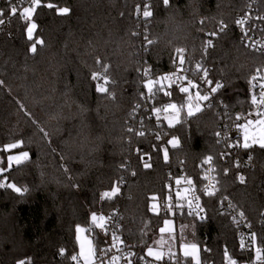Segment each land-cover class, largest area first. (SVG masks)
<instances>
[{
  "label": "trees",
  "instance_id": "16d2710c",
  "mask_svg": "<svg viewBox=\"0 0 264 264\" xmlns=\"http://www.w3.org/2000/svg\"><path fill=\"white\" fill-rule=\"evenodd\" d=\"M51 2L72 11L59 16L54 10L37 9L34 20L45 41L37 53L28 51L24 23L18 16L0 32V158L9 142L24 141L16 150L29 152L25 164L14 165L3 174L8 182L29 190L17 193L0 188V264H17L27 257L32 264H72L71 256L78 254L75 228L88 227L92 212H118L126 244L142 253L147 252L145 245L153 246L164 219H172L178 236L181 226H187L191 231L185 241L211 249L201 252L202 262L223 264L225 248L240 258L236 229L219 211L217 198H204L207 221L202 223L187 216L165 215L160 208L158 216L151 205L159 206L162 195L166 199L170 172H183L202 183L199 164L212 155L218 196L233 200L259 235L264 231V150L255 146L239 152L251 154L257 166L252 170L236 169L233 161L220 159L225 147L217 144L214 133L221 131L226 116L223 105H218L187 118V123L166 127L167 138L174 135L180 144L174 149L169 145L167 163L161 153L158 158L153 156L152 167L146 169L137 149L151 151V143L156 142L150 111L138 109L135 118L130 113L139 100L135 87L139 68L151 66L157 75L172 72L171 58L177 47L186 49L189 78L198 80L203 75L194 74L196 64L202 63L210 79L226 85L218 99L228 105L230 116L248 111L249 79L262 68L264 59L242 43L234 27L246 0H170L171 7L162 0ZM144 3L153 11L146 28L136 13ZM0 4L8 8L6 0ZM220 21L230 31L211 37L214 47L205 53L204 41ZM137 32H147L156 43L145 51L143 37L133 35ZM97 58L109 65L116 81L114 99L95 91L91 73L101 70ZM152 104L160 106L148 102ZM141 121L146 137L130 135L128 127L141 130ZM224 168L231 169L228 175ZM237 174L246 175V184L239 183ZM121 175L125 183L120 196L102 201L101 193ZM61 248L64 255H60ZM182 263L186 264L184 257Z\"/></svg>",
  "mask_w": 264,
  "mask_h": 264
},
{
  "label": "snow or ice",
  "instance_id": "6c2138e0",
  "mask_svg": "<svg viewBox=\"0 0 264 264\" xmlns=\"http://www.w3.org/2000/svg\"><path fill=\"white\" fill-rule=\"evenodd\" d=\"M27 2L28 6L22 7L23 3ZM163 5L166 7H171L170 0H162ZM8 8H7V17L6 11L3 8H0V32L3 31V27L6 24V20L8 23L11 22L12 17L19 16V19L24 23L26 43L28 44V51L35 54L38 51V46H43L45 44L44 39L38 34L37 28L38 24L34 20V15L37 12L38 8H46L49 10H54L55 13L59 16H68L70 15L72 9L68 6H59L58 4L52 3L51 0L49 2L44 3V0H7ZM136 13L138 16L143 17V23L145 28L150 23V18L153 16V11L150 8L148 3H144L143 5H138L136 8ZM261 20H264V17H260ZM203 24L204 21H201ZM237 25L241 28V41H246L249 39V31L253 29L252 24L248 23L247 18H239L235 21ZM247 25V27H245ZM230 31L229 25L224 21H220L219 27L217 30L208 34L209 38L204 41L203 50L207 53V50L211 47H214L213 40L211 37H221L227 34ZM133 35L137 36V38L143 37L144 50L147 51L150 45L156 43L153 39L149 38V34L147 32H137L133 33ZM246 47L249 45H245ZM255 47V45H251ZM261 48L264 49V45H261ZM259 50V49H258ZM264 54V53H262ZM172 66L175 69L174 71L162 75H157L153 73L151 66L141 67L138 70L137 82H135V87L137 89V95L139 97L138 102L134 105L133 112L130 113V116L135 118V111L141 108H144L145 111H150L155 114L157 118V123H161L160 114L163 112L164 120L167 121V127L169 129L175 128L177 124L187 123V118L196 116L197 113H200L204 109H213L218 105H223L224 107V115L228 116V105L222 100L218 99V97L222 94L221 90L226 87L225 84L214 81L209 78V69L204 66L202 63H197L195 66L194 74H199L201 71L203 72L202 76H199L198 81H194L189 78L186 73L190 71L189 68L185 67L187 62L186 57V49L182 47H177L174 49V54L171 58ZM96 64L100 67V71H94L91 73V80L95 81V91L97 93L103 94L108 98H115V92L112 88L115 86L116 81L111 78L109 72V65L105 64L102 59L97 58ZM179 81V83H177ZM166 82V83H165ZM3 84V81H0V85ZM249 85L253 90L251 95V103L256 106L257 112L255 114V119L250 118L252 113L238 114L235 117V121H240L242 118L245 120L244 123H236L235 130L236 135L233 137H229L227 132L216 131L214 134L218 138L217 144H224L225 151L219 154V158L222 160H231L233 161V167L236 169H240L242 166L246 167L247 164L242 165L241 160L236 154L231 151L232 149H243L250 150L255 146H258L259 149L264 150V111H260L261 106H264V76L260 74V70H256V75H253L251 80H249ZM141 88L145 89L140 90ZM259 89L258 92L254 91L255 89ZM192 90H195V103H193V95ZM176 97H181L179 101L176 100ZM149 101H156L160 104V106H156V104L148 105ZM202 102L203 106H202ZM186 110V118L182 121L181 112ZM219 115V113H217ZM231 119V117H228ZM141 123V130H137L136 128L129 126L127 131L130 135L146 137V132L143 130V121ZM255 125L258 131H254L250 134V127ZM43 131V129H41ZM242 131V135H241ZM155 141L152 142L150 147L151 151L145 152L143 149L138 148L137 153L139 158L143 161V166L146 169L152 167L151 161L153 160V156L155 155L157 158L160 154H163V160L165 163L169 160V152L170 148H177L180 144L179 138L176 136H172L168 139V132L163 128L155 131L154 133ZM46 135V133H45ZM159 142V143H157ZM24 145V141H15L9 142L3 146V151L10 152L14 149L22 148ZM252 159L251 154L248 156V161L250 162ZM29 160V152L21 151L16 155H9L7 157V168L0 167V188L12 189L17 193L28 192L27 187H18L15 183L8 182L7 178L4 177V173L13 167V162L15 165H23ZM214 162V157L212 155L207 156L202 163L203 164H212ZM212 171H215L213 168ZM231 169L224 168V175H228ZM136 173L133 172L132 175ZM185 182L189 187L183 189L185 195L181 194L180 190L175 192L176 200H173L171 195L172 186L169 184V194L167 195L166 202L163 195L161 196V203L159 208L163 210L165 215L168 213H172L174 216H188L192 217L193 220L197 218L200 221H204L207 217L204 215L206 212V208L204 205L200 203L201 197L196 195V184L192 179L188 177H183ZM207 179V176L205 177ZM215 179V178H213ZM236 179L240 184H246V177L242 174H237ZM125 183V177L123 175L119 176L117 180L111 185L109 190H106L101 193L100 199L102 201L113 200L114 198H118L121 194V187ZM219 181L217 180L215 183L210 185H205L202 189H199L201 195L207 196L209 198H217L221 208L224 207V202L227 201L228 209H235V205H233L232 201L227 196H218L220 189L216 187ZM175 184L179 186L181 184V179H175ZM187 194H190L187 195ZM153 201L157 199L156 196L151 197ZM186 201V204H185ZM157 204L153 203L151 205V210L155 212L159 216V211H157ZM185 208L187 211L185 212ZM224 215H230L229 212H222ZM240 217H244V213L241 211L239 213ZM233 221L239 226L240 221L237 220L236 216H233ZM113 216L109 215L105 217L104 215H98L96 212L91 213V222L95 226L102 230L105 234V244H107V238L110 236L112 242L119 238L117 235L116 229L119 227L118 224H112L109 227V224L112 222ZM164 225L167 226L171 221L168 219H164ZM262 224H264V220H262ZM248 228L250 230V235L247 237L241 233L239 239V247L241 251L246 248H252L253 245L259 239V243L261 246L255 248L256 260L260 262V264H264V231H262L259 235L256 232H251L252 225L249 223ZM183 229V226H181ZM166 227H161L159 229L160 232H165ZM88 231H94V229H88ZM76 239L80 242V252L79 255H72V261H78L79 259H83L84 264H106L105 256H107L108 252L111 251L110 247H99L94 246L91 239H86L81 236V233L85 232V229L80 227L79 225L75 228ZM98 235V234H97ZM96 239V237H93ZM245 240L248 243H245ZM147 256L154 257L156 261L163 260V252L154 251L152 247L147 246ZM130 247V246H129ZM183 248V257L185 258L186 264H202L200 253L203 252H211V249L205 247H201L198 243H189L185 242L182 244ZM65 250L63 248L60 249V255H64ZM103 253V255H101ZM169 255H174L173 253H169ZM128 257H135L137 262L144 261L145 257L140 253H132L129 252L127 254ZM224 257L228 261V264H238V261L234 259L227 248L224 251ZM120 257L115 255L111 256L108 259L107 264H114L116 260ZM188 258H191L189 261ZM17 264H32V258L27 257L24 259H20L17 261ZM127 264H133L132 259H128ZM243 264V262H240Z\"/></svg>",
  "mask_w": 264,
  "mask_h": 264
},
{
  "label": "built area",
  "instance_id": "2783aa9c",
  "mask_svg": "<svg viewBox=\"0 0 264 264\" xmlns=\"http://www.w3.org/2000/svg\"><path fill=\"white\" fill-rule=\"evenodd\" d=\"M26 6H28L27 2L23 3L21 5V8L22 7H26ZM0 8L5 9L6 17H7V7L2 6L0 4ZM260 17H264V0H246L245 8H244L242 14L237 19H239V18H247L248 19V23L252 24L253 29L251 31H249V33H248L249 39L246 40V41H243L242 43L244 45H249L247 47L250 50H252L255 53H257L258 55L262 56L263 59H264V54H262V53H264V49L261 48V45H264V20H261ZM10 24H11V22L8 23L7 20H6V24L4 26H2L3 30L5 28H8L10 26ZM234 27L238 31V33L240 35V38H241V28H240V26L237 25L236 23H234ZM245 27H247V25H245ZM251 45H255V47H252ZM259 70H260V74L262 76H264V65L262 66V68H259ZM186 75H187V73H186ZM253 75H256V70L251 75L249 80H251ZM193 80L194 81H198L199 78H198V80H196V79H193ZM177 83H179V81ZM250 89H251V87H250ZM254 91L258 92L259 89L257 88ZM252 92H253V90L251 89V95H252ZM193 94H195V90H192V95ZM260 111H264V106H261ZM256 112H257L256 106L253 105L251 103V101H250V109L248 111H246V112H238L236 114H233L232 116H230L228 114V116H226V118H225L226 121H225V123H224V125L222 126V129H221L222 134H223V132H227V134H228V136L230 138L235 136L237 134L236 130H235V124L236 123H244L245 122V120L243 118L240 121H235V117L238 114L247 115L248 113H252V116L250 118L255 119L256 118L255 117ZM149 114H150V119L152 120V124H153V127H154V132L159 130L160 128H163L166 131L167 121L164 120L165 113L162 112L160 114L161 123H157V118H156L155 114H153L152 112H149ZM184 114H186V110L181 112V118H183ZM229 116L231 117V119L228 118ZM241 135H242V131H241ZM242 150L243 149H232L231 150V151H233L236 154V156H238L240 158L242 165L247 164L246 167L242 166V168L244 170H252L255 167H257L256 164H254L251 161L250 162L248 161V156L240 155L239 152L242 151ZM204 159H202V161ZM202 161L199 164V170H200V173H201V181H202V183H199L198 181H196V179H194L193 177H191V176H189V175H187V174H185L183 172H180L178 174H174V173L170 172L169 173L170 174L169 175V179H168V182H167L166 198H167V195L169 194V188H168L169 184H171V186H172L171 195H172L174 201L176 200L175 192L177 190H180L181 194L185 195V193L183 192V189L186 188V187H189V186L187 185V183L185 182L183 177H188V178L192 179L193 182L196 184V189H197L196 195H199L201 197L200 203L205 206L204 198H209V197L201 195L199 189H202L205 185H210L212 183H215L218 180V178H217V168L215 166V163L213 162L212 164H203ZM213 168L215 169V171H212ZM242 175H244V174H242ZM206 176H207V179H205ZM244 176L246 177V175H244ZM177 178L181 179V184L179 186H177L175 184V179H177ZM213 178H215V179H213ZM246 181H247V178H246ZM0 182H3V181L1 180ZM216 187L220 189L219 184H216ZM187 195L190 196V194H187ZM231 201H232L233 205H235V209L234 210L227 208V201L224 202L223 209L221 208L220 204L218 203V209L221 212V214H222V212L231 213L230 215H224V214H222V215H224V216L229 218L230 222L235 227L236 232H237L238 250L240 252L241 257L240 258H234L230 254V252L228 251L229 255H231L234 259H236L238 261V264H240V262H243V264H260V262L256 260V255H255V248L259 246L258 245V241L253 245L252 248H246L243 251H241V249L239 247L240 234L243 233L246 237L248 235H250V230H249L247 225L249 223L252 225V223L249 220V218L246 215V213L242 209H240L233 200H231ZM165 202H166V199H165ZM185 204H186V201H185ZM186 211H187V208H185V212ZM241 211L244 213V217H240L239 216V213ZM97 214L98 215H104L105 217H107L109 215L113 216V220L109 224V227H111L112 224H118L119 225V227L116 229L117 235H118L119 238L115 241V243H113L111 237L109 236L107 238V244H105V234H104V232L102 230H100L98 228H95V226L92 223L88 226V229H94V231H91V232L88 231L87 232L88 236H89V239L92 240L94 246H99V247H106L107 246V247L111 248V251L108 252L107 256H105L106 264H107L108 259H110V257L113 256V255H115L117 257H120L118 260H116L114 262V264H127L128 259H132L133 260V264H183L182 263L183 256L180 253H173L174 255H171V256L169 254H165L162 261H156L155 259L149 258L147 256V252L142 253V252H139L135 248L129 247L126 244V242H125V240H124V238L122 236V233H121V230H122V227H123V218H122V216L118 212H112V213L107 214V215L106 214H102V213H97ZM204 215L207 217V209H206V212H205ZM172 216L173 217H177V218L186 217V215L185 216H178V215L174 216L173 214H172ZM233 216H236L237 220L240 221L239 226H237V224L233 221V218H232ZM189 218H192V217H189ZM262 220H264V209H263L262 214H261V224H262ZM196 221L202 223V222L207 221V218L204 221H200L197 218ZM262 225L264 226V224H262ZM251 232H254L253 226L251 228ZM93 237H96V239H93ZM180 240H183V241L187 240V235L183 234L181 236ZM245 243L247 244L248 241L245 240ZM129 252L140 253L141 255H143L145 257V260L137 262L135 257H128L127 256V254ZM101 255H103V253H101ZM201 262H202V260H201ZM72 264H84V262H83L82 259H79L78 261H73ZM202 264H208V263L202 262ZM223 264H228V261L225 259V257L223 259Z\"/></svg>",
  "mask_w": 264,
  "mask_h": 264
},
{
  "label": "rangeland",
  "instance_id": "374dc122",
  "mask_svg": "<svg viewBox=\"0 0 264 264\" xmlns=\"http://www.w3.org/2000/svg\"><path fill=\"white\" fill-rule=\"evenodd\" d=\"M195 102H196L195 101V94H193V103H195ZM202 106H203V102H202ZM249 131H250V134H252L254 131H258V129L256 128L255 125H253V126L250 127ZM20 152L21 151L16 150V149L11 150L10 152H6L5 156L0 158V163H2L4 161V166H0V167L7 168V157L9 155L19 154ZM14 165H15V163L13 162V166ZM157 206H158V204H157ZM157 211H159V206L157 208ZM168 220H170L171 222L167 226H165L163 224V227H166V230L163 233L162 232L159 233V236L155 240L152 248H153L154 251L163 252L164 255L165 254H169L171 252V253H180L183 256L182 244L187 242V241L179 240L181 244L178 245V238L176 236V225L174 224L172 219H168ZM80 227L85 229V232L81 233V236L83 238L89 239V236H88V233H87L88 232V227L87 226H83V225H81ZM190 231H191V228H189L187 226H183V229H180V233H179L180 235L178 236L179 239H181V236L183 234L189 233ZM76 244H77V250H78V254L77 255H79L80 242L77 241V239H76ZM200 256H201V253H200ZM149 258L154 259V257H149ZM189 259H191V258H189Z\"/></svg>",
  "mask_w": 264,
  "mask_h": 264
},
{
  "label": "crops",
  "instance_id": "0c3cea01",
  "mask_svg": "<svg viewBox=\"0 0 264 264\" xmlns=\"http://www.w3.org/2000/svg\"><path fill=\"white\" fill-rule=\"evenodd\" d=\"M173 222H174V220H173ZM174 224L176 225V223L174 222ZM176 236H177V238H178V245H180L181 243H180V239H179V237H178V235H177V226H176ZM201 260H202V258H201Z\"/></svg>",
  "mask_w": 264,
  "mask_h": 264
}]
</instances>
